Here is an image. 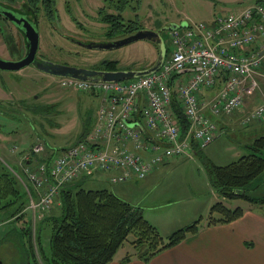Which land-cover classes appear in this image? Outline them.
I'll return each mask as SVG.
<instances>
[{
	"label": "rangeland",
	"instance_id": "1",
	"mask_svg": "<svg viewBox=\"0 0 264 264\" xmlns=\"http://www.w3.org/2000/svg\"><path fill=\"white\" fill-rule=\"evenodd\" d=\"M254 2L138 0L136 3L130 0L125 9L119 11L110 0H54V16L52 14L48 19L43 8L36 15L39 30L37 57L84 68L98 67L103 60H116L118 70L145 69L154 63L158 55V47L152 41L136 40L107 49L87 48L73 41L105 42L122 38L128 35L122 31L123 28L133 19L141 28L159 30L168 53L171 50L169 25L210 21L216 15L237 13ZM109 14H120L123 25L110 37L106 35L111 30L106 19ZM0 30V57L6 59L10 53L15 57L23 55L22 33L12 23H1ZM60 78L42 73L34 65L16 71L0 70V166L14 168L30 195L33 190L23 168L31 148L41 144L43 150L34 156L38 160L51 159L59 154L61 148L79 140L83 131H91L94 125L98 97L89 92L63 88L59 84ZM259 81V89L250 96L251 99L245 100L241 110L237 108L230 115L216 116L219 134L197 153L170 157L144 179L133 177L122 183L111 182L107 179V172L87 175L85 188H106L140 206L143 216L154 224L162 236L186 221V213L195 212L192 219L204 222L216 201L221 200L229 207L250 204L240 197L227 199L219 196L210 184L207 162L226 165L236 160L247 152L246 145L254 137L264 133V112L250 121L245 119L253 108L264 104V78ZM42 106L50 108L43 110ZM33 107L42 110L33 111ZM246 192L252 197H264V172ZM33 195L37 198L36 192ZM56 202L44 212L33 211L28 203L24 217L0 222V264H32L27 237L19 236L15 229L28 222L32 225L33 234L36 229L40 237L39 256L43 258L49 254L50 229L41 219L52 211L50 209L57 205ZM253 205L264 209V204ZM128 238H132L130 234ZM130 248L128 240H125L118 252L126 253Z\"/></svg>",
	"mask_w": 264,
	"mask_h": 264
},
{
	"label": "built area",
	"instance_id": "2",
	"mask_svg": "<svg viewBox=\"0 0 264 264\" xmlns=\"http://www.w3.org/2000/svg\"><path fill=\"white\" fill-rule=\"evenodd\" d=\"M168 38L170 52L149 74L117 81L59 79L61 87L89 92L99 103L92 130L55 157L38 160L34 155L43 150L41 144L29 151L23 172L37 193L36 200L27 191L33 211L48 210L59 188L81 176L107 172L111 182L141 179L170 157L191 156L219 134L216 116L230 115L259 89L264 3L186 22L168 29ZM201 90L214 92L202 98ZM263 112L260 104L245 119Z\"/></svg>",
	"mask_w": 264,
	"mask_h": 264
},
{
	"label": "trees",
	"instance_id": "3",
	"mask_svg": "<svg viewBox=\"0 0 264 264\" xmlns=\"http://www.w3.org/2000/svg\"><path fill=\"white\" fill-rule=\"evenodd\" d=\"M24 1L34 6L36 11L43 8L49 19L52 14L54 16V0ZM110 1L115 8L122 11L130 0ZM134 1L138 2V0ZM255 2L264 3V0H255ZM106 19L111 29L106 35L110 37L111 34L117 33L114 30L123 25L120 14L116 16L109 14ZM140 28L137 22L131 19L122 31L131 34ZM93 69L118 70L117 61L103 60ZM43 108L47 110L50 106ZM32 110L42 109L33 107ZM173 110L177 121L182 127L185 126V118L176 98H173ZM85 132L83 131L80 136ZM246 148V153L226 165L207 162L208 178L213 190L222 198L240 197L250 204H264V197H252L246 192L264 172V133L254 137ZM198 151L200 149L195 152ZM25 163L27 164L28 160L25 159ZM85 180V176H81L61 186L55 198L56 210L44 214L41 219L44 224L49 225L50 229L48 255L43 258L39 256L40 237L36 229L33 234V228L29 222L25 226L15 228L19 236L27 237L29 253L33 258L32 264H106L125 240H128L131 251L127 252L122 259L136 257L145 261L157 252L181 241L186 235L195 233L198 229L199 220L195 219L176 228L167 236H162L157 228L143 216L140 206L131 204L106 188H85ZM32 190L35 192L33 188ZM33 192L31 196L35 197L36 194L33 195ZM28 203L29 197L15 174V169L1 165L0 222L24 217ZM242 212L241 206L229 207L219 200L212 205L207 220L208 223L228 222L239 217ZM262 212L264 215V209ZM12 227L16 226L12 224ZM129 234L131 239L128 238Z\"/></svg>",
	"mask_w": 264,
	"mask_h": 264
},
{
	"label": "crops",
	"instance_id": "4",
	"mask_svg": "<svg viewBox=\"0 0 264 264\" xmlns=\"http://www.w3.org/2000/svg\"><path fill=\"white\" fill-rule=\"evenodd\" d=\"M213 92V90H201L200 96L207 98ZM249 97L246 101L251 99ZM150 173L144 178L148 177ZM107 179L109 178L107 177ZM53 207L50 210L55 211L57 205ZM241 207L243 208L242 214L231 221L208 223L206 219L204 222H199L195 233L186 235L181 241L157 252L148 260L144 261L136 257L123 260L122 258L129 251L119 254L117 249L113 258L106 264H264L263 209H258L253 204ZM185 216H187L186 221L172 227L173 229L169 233L195 220L192 219L195 218V212L186 213ZM169 233H166L165 236Z\"/></svg>",
	"mask_w": 264,
	"mask_h": 264
},
{
	"label": "water",
	"instance_id": "5",
	"mask_svg": "<svg viewBox=\"0 0 264 264\" xmlns=\"http://www.w3.org/2000/svg\"><path fill=\"white\" fill-rule=\"evenodd\" d=\"M5 14L10 20L20 26L26 41V51L22 57L16 60L4 59L0 57V70L16 71L27 65H34L38 70H41L44 73L59 77H72L75 79L82 80L117 81L149 74L157 70L165 56V45L160 36V31L140 28L131 34H128L122 38L115 40H109L105 42H76L87 48L107 49L119 47L134 42L136 40L152 41L158 47V55L154 63L145 69L99 70L61 63H53L49 61H38L36 59V55L39 46V32L37 30L36 24L28 21L24 17H16L9 11L5 12ZM176 26L178 25L171 24L169 25L168 29L174 28Z\"/></svg>",
	"mask_w": 264,
	"mask_h": 264
},
{
	"label": "flooded vegetation",
	"instance_id": "6",
	"mask_svg": "<svg viewBox=\"0 0 264 264\" xmlns=\"http://www.w3.org/2000/svg\"><path fill=\"white\" fill-rule=\"evenodd\" d=\"M7 11L11 12L16 17H24L28 21L36 24L37 30H38V22H37L36 15L38 14V11H40V10L36 11L34 6H30L24 0H0V24L1 23H10V24L12 23V25L16 28V30H19L22 33L20 26L17 25L15 22H13L12 20H10L7 17V15L5 14V12H7ZM1 29H3L2 26H1ZM0 31H2V30H0ZM38 32H39V30H38ZM22 35H23V33H22ZM76 41H79V40H74L73 42L78 44V45H81V44L77 43ZM8 51H11V50H8ZM25 51H26V41L24 38V53H25ZM11 54L12 53H10L6 59L16 60V59H19L20 57H22L24 55L23 54V55H19L20 57H18V56L15 57V56H10ZM36 59L38 61H45V62L49 61V60L40 59L37 57V55H36ZM49 62H51V61H49ZM39 71H41V70H39ZM42 73H44V72H42Z\"/></svg>",
	"mask_w": 264,
	"mask_h": 264
}]
</instances>
